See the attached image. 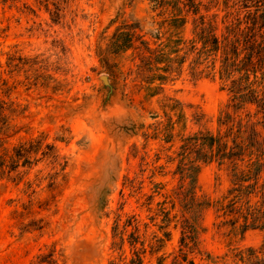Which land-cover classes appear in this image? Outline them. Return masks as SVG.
<instances>
[{
	"label": "rangeland",
	"instance_id": "rangeland-1",
	"mask_svg": "<svg viewBox=\"0 0 264 264\" xmlns=\"http://www.w3.org/2000/svg\"><path fill=\"white\" fill-rule=\"evenodd\" d=\"M189 2L0 0V264L262 257L264 222L243 228L247 205L264 202L246 196L254 177L237 196L226 165L189 146L247 112L217 74L194 71ZM195 2L223 15V0Z\"/></svg>",
	"mask_w": 264,
	"mask_h": 264
},
{
	"label": "trees",
	"instance_id": "trees-1",
	"mask_svg": "<svg viewBox=\"0 0 264 264\" xmlns=\"http://www.w3.org/2000/svg\"><path fill=\"white\" fill-rule=\"evenodd\" d=\"M189 1V14L193 15L189 54L193 56L194 71L202 74L208 69L217 74L222 88L231 94L234 109L247 110L244 115L225 112L218 119L219 126L227 125L224 132L218 128L215 134L207 132L191 136L189 146L207 149L199 158L202 162L217 159L226 165L234 178L233 184L239 186L235 189L237 196L241 195L244 181L251 180V176L255 182L247 186L246 196L256 190L262 195L264 183L258 186L257 181L264 169V0H223L220 18L218 12L209 14V9L201 10L199 2ZM145 49L150 55L154 52L147 44ZM166 61L161 69L170 73V59ZM201 65L203 69L198 70ZM156 77L162 80L166 76ZM6 104L0 97V129L7 120ZM249 106H254L255 112L250 113ZM246 159L251 168L241 169L238 162L243 163ZM198 169L196 166L194 172ZM262 206L247 205L243 228L254 227L261 220L264 222V202ZM248 250L247 256L245 253L239 256L240 261L248 258L249 264H264V243L260 247L262 257L255 249Z\"/></svg>",
	"mask_w": 264,
	"mask_h": 264
},
{
	"label": "water",
	"instance_id": "water-1",
	"mask_svg": "<svg viewBox=\"0 0 264 264\" xmlns=\"http://www.w3.org/2000/svg\"><path fill=\"white\" fill-rule=\"evenodd\" d=\"M101 79H102V81L105 83V84H108L109 85V83H108V80H107V76L106 75H101Z\"/></svg>",
	"mask_w": 264,
	"mask_h": 264
}]
</instances>
